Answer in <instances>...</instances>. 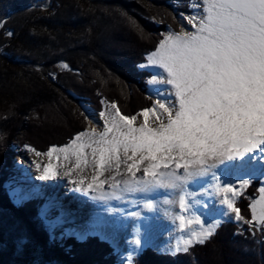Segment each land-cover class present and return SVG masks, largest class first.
<instances>
[{"label": "trees", "instance_id": "trees-1", "mask_svg": "<svg viewBox=\"0 0 264 264\" xmlns=\"http://www.w3.org/2000/svg\"><path fill=\"white\" fill-rule=\"evenodd\" d=\"M173 1L185 11L191 0H0V166L23 126L22 142L42 152L69 144L87 127L81 101L98 112L101 101L116 102L126 115L151 107L152 73L138 65L167 25L177 29ZM5 172L1 166L0 264H115L110 244L98 235L51 237L41 202L15 203ZM260 187L252 179L235 201L245 220ZM262 228L225 220L188 253L146 247L131 264H264Z\"/></svg>", "mask_w": 264, "mask_h": 264}, {"label": "snow or ice", "instance_id": "snow-or-ice-1", "mask_svg": "<svg viewBox=\"0 0 264 264\" xmlns=\"http://www.w3.org/2000/svg\"><path fill=\"white\" fill-rule=\"evenodd\" d=\"M191 7L196 14L181 13V17L194 30L181 24L182 30L176 32L169 25L155 50L146 56L147 63L140 65L162 70L148 83L171 85V89L157 90L153 106L134 115L122 114L117 103L111 102L107 105L111 112L99 113L103 118L102 132L95 128L83 130L69 145L59 149L54 146L46 153L52 157L59 151L65 161L74 156V167L79 169L87 165L85 149L91 148L96 174L87 188L82 187L81 179L76 190L87 192L94 185L102 187L105 181L99 177L113 167L119 175L123 163L129 174L122 181L125 191L151 194L159 189H179V209L186 212L189 201L182 193L193 177H206L211 172L213 178L219 179L212 171L218 165L242 168L264 162V0H192ZM7 35L13 33L9 31ZM87 112L84 109L81 114L90 120ZM138 116L143 117L142 123H136ZM150 116L155 117V126L149 123ZM141 170L143 175L137 177ZM55 175L49 164L43 167L41 179L49 180ZM112 180L113 189L118 188L119 182L115 177ZM250 182L238 181L241 188ZM216 187L221 190L219 183ZM222 191L238 194L230 183H224ZM259 192V200L250 205V220H245L241 209L227 195L223 203L235 214L236 221L264 226V187ZM112 196L120 198L115 191ZM145 206L151 209L153 202ZM176 218L181 229L195 223L201 225V231L193 232L182 246L172 248V255L188 253L192 245L204 244L220 223L216 220L205 227L199 216ZM135 236L130 243L142 247L138 229ZM128 259H132L131 255Z\"/></svg>", "mask_w": 264, "mask_h": 264}, {"label": "rangeland", "instance_id": "rangeland-1", "mask_svg": "<svg viewBox=\"0 0 264 264\" xmlns=\"http://www.w3.org/2000/svg\"><path fill=\"white\" fill-rule=\"evenodd\" d=\"M169 2H172V1H169ZM191 3H192V0L190 1L189 6L185 11H180V9H177L180 3L178 1H173V3L171 4V8H172L171 10H173V12L175 13L177 29H174L171 26L172 30L176 32L181 31L182 30L181 24H183L188 30H194L192 29L191 25H188L187 21L183 20L181 17V13H183L185 16L196 14L197 10L191 7ZM156 23L158 26H161V19L156 20ZM168 31H169V25H167L166 28L161 31L162 38H163V35L166 34ZM146 63L147 61L142 62L138 66L140 69H147L148 71H150L152 73V76L156 72L162 71L154 67H147V68L140 67V65L146 64ZM151 77H149V79L147 80V83L151 79ZM171 87H172L171 85H166V84L152 85L148 83V88L150 89V93H151V97L153 101L152 104H154L155 100L157 99V96H156L157 90L163 92L166 89H171ZM103 101L107 103L103 104L101 111L111 112L112 110L108 108L107 105L110 104L112 101L111 102L106 101V100H103ZM80 103L84 107V109L88 110L87 114L90 117V120H87L86 129L95 128L97 132H102L103 131V118L100 117L99 115L100 112H98L88 102L81 101ZM94 112L98 114L99 121L98 119L96 121V119L93 117ZM165 117H166V114H165ZM142 122H143V117L138 116L136 123L139 124ZM149 123L152 126H155V124L157 123V121L155 120V117L150 116ZM25 127L26 126H23L22 130L18 131L17 135L10 141L8 148L3 153L4 157L2 159L1 166L5 168V171H6L5 174L8 176L7 180L4 182V187L6 191L10 194L14 202L17 204L29 198H34L41 202V204L39 205V209H38L39 215L40 217L43 218L44 224L49 229V231L51 232V237H53L54 239L63 240L65 239V237H72L74 239L84 240L88 236L98 235L103 241H106L107 243L110 244V247L112 248V252L115 255V262H114L115 264H131L133 262L134 257L140 255L146 247H151L155 249L156 251H158V253L159 252L160 253H170V250L174 248L176 245L179 244L182 246L183 241L185 239H188L193 232L201 231V225H198L195 223H192L190 225L186 224V227H184L183 228L184 230H182L180 228V222L176 218L173 219L172 222L169 224L163 212L158 213L157 207H155L154 210H152V215L150 217V223L146 224L144 222L142 226L143 233H145V237H146L145 243L142 249L136 252L133 256H131L132 259L129 260L128 257L131 255V253L130 252L126 253V250L118 244V242L115 240V237H110L106 235V233L104 232H101V231L88 232V230H85L84 232L79 233L75 229L62 230L63 228L61 227L60 224H64L66 221L62 217L63 216L62 210L55 211L56 215L54 216V218L58 220V225L55 226L53 225V223L51 224L52 219L49 218V214H51V212L54 211V208L50 204V202L53 201L55 198H58L59 199L58 201L60 202L61 200H63L66 194L65 189L67 188L62 187L61 185L62 182L67 181V177H63V174L67 172L69 169H72V171H75V170L83 171L86 176L84 177L85 184L82 185V187L84 188L88 187L87 180L92 181V176L96 174V168H95V165L93 164V158L91 155V148L85 149L86 158L88 160L87 165H82L81 168L77 169L74 167L75 165L74 156H70L68 161L64 160V154L59 153V151H57L56 153H53L52 157L47 156L46 153H48V151L54 146H52L48 151L42 152L40 150L35 149L33 146L29 144H24L22 142V140H24L22 135H23V132H24L23 130ZM69 144H65V145H69ZM65 145H62V146H65ZM62 146H55V147L59 149ZM18 151H20L23 155H21ZM37 152L41 153V155L38 156L36 154ZM34 157H37L38 161L43 166L51 164V166H53L54 169H56V173H57L56 177L50 182V184H48L43 179H41L43 172L35 173L36 175L35 181H36L37 187H34L35 185L34 183H31L21 177L22 174H25L24 171H22L23 169L22 164L23 163L24 164L29 163L30 165L31 163L32 165L35 164ZM130 162L131 161H129V163ZM218 166L221 167L223 165H218ZM121 170H125V165L123 163L120 166V171ZM114 172H116V170L113 167L112 169L105 171L104 174L100 176L106 179L105 184L108 183L107 189H109L110 191H111V188H113L112 187L113 177H109L108 175H111ZM180 172L182 173L183 170L181 169ZM140 176H142L141 173H140ZM216 176L219 177V179H213L212 181H209V182H205L204 181L205 178L200 179L201 177H195L193 180L191 179L189 181L188 185H192V187L194 188V192L192 193V196L188 199L189 201L188 211L182 212V214L180 213L179 215H184L187 219H191L194 216H199L200 219L204 222L205 227L207 226L208 223H212L216 220H219L220 223L225 220H233L242 226L243 221L235 220L234 218L235 214L231 213L227 209V206L223 203V199L225 195H227L228 198L234 200V203L235 201L238 200L240 193L246 188V187L244 188L240 187V184L238 183V181L241 179H250V180L260 179L261 187H264V162H254L242 168L230 166L229 168H224L223 171L220 173H217ZM58 177H61V178L58 179L59 181H56L57 180L56 178ZM115 180L117 182L118 181L121 182V180L118 178ZM218 183L221 185V190L219 191L217 190V187H216ZM224 183L232 184L233 187L237 189L238 194L235 196H233L231 193L225 194L222 191V187ZM77 184L74 185L75 187L74 191H76V193L78 192V190H76ZM21 188H22V192L19 190ZM93 188H97V187L94 185ZM98 189L100 191L101 190L104 191V188L100 187ZM173 191L176 192V197H177L178 195L177 193L180 191L179 189H164V192H167L169 194L168 196H170L169 197L170 203L172 202L171 197L173 195L172 194ZM130 193H133V192H130ZM117 195H119L120 199H122L123 198L122 196L125 194L121 195L120 191H118ZM127 196L131 197V195H127ZM260 196H261V193L254 199V202L256 200H259ZM100 198L101 197H98L97 199H100ZM99 202H100L99 204H102V205L103 203H105V201H103V198L100 199ZM205 204H207V207H204ZM63 205L65 207L63 209L64 210L67 209V211L68 209L72 207L76 209V206L69 204V202L64 203ZM134 211H136L135 213L138 214L135 217L140 218V216L144 212V208L142 206H139L138 208H135ZM225 213H227V215H225ZM127 215H129V211ZM104 217H105L104 219H107L108 221H110L109 217L107 216H104ZM163 218L165 219L164 221H163ZM130 224L131 223L128 220L125 221L123 223V226H124L123 230L127 229ZM154 225L156 227L161 228L158 231V233L156 232V234L153 232ZM162 230L164 232H162ZM165 231H166V234H173V236L176 238L172 241L171 246H169L167 238H165L164 236L162 237V234L165 233ZM182 231L183 232L185 231V233H183ZM80 237H84V238L81 239Z\"/></svg>", "mask_w": 264, "mask_h": 264}, {"label": "bare ground", "instance_id": "bare-ground-1", "mask_svg": "<svg viewBox=\"0 0 264 264\" xmlns=\"http://www.w3.org/2000/svg\"><path fill=\"white\" fill-rule=\"evenodd\" d=\"M93 117L98 119L99 121V116L96 112L93 113ZM21 155H23L20 151H18ZM26 156V155H25ZM35 158V164L31 165L29 163L22 164V171H24L25 174H22V178L26 179L27 181L34 183V187L36 186V175L35 173L43 172V165L40 164L38 161L37 157ZM40 165L38 168L37 165ZM223 166H218L216 169H213L212 171H215L216 174L220 173L224 169ZM53 171L56 173V169L52 166ZM222 169V170H221ZM68 172V171H67ZM140 173L143 175L142 171L137 173V177H140ZM57 174V173H56ZM42 175V174H41ZM109 177H115V179H120L121 182H119V187L116 189L111 188V191L107 189V184H103L101 188H104V191H100L98 188H93L90 191L87 192H82L79 191L76 193L74 191V185L79 183L81 179L84 180L85 173L83 171H71L70 174H66V172L63 174V177H67L66 182H62L61 185L65 189V196L63 200L60 202L68 203L71 205L76 206V209L73 207L66 210L63 208L64 205L60 203L58 198H55L53 201L50 202V204L53 206L54 211L49 214V218H51V224L57 226L58 225V220L54 218L56 215L55 211L57 210H62L63 212V218L66 220L64 224H60L61 227L63 228L62 230H68V229H75L77 232H84L85 230H88V232L91 231H101L106 233V235L110 237H115V240L118 242V244L124 248L127 252L131 253V256H133L136 252L140 251L145 243V233H143L142 226L143 223L145 222L146 224L150 223V217L152 215V210H154L155 207H157L158 213L163 212L164 216H166L167 222L170 224L173 219H175L180 213L179 209V195L176 197V192H172V202L170 203L169 201V194L167 192H164V189H159L154 191L151 194L148 193H143V192H133L130 193L129 191L124 190V184L122 181L128 179L129 174L126 172V170H121L120 174L117 175L116 172L112 173L111 175H108ZM56 177V175L49 180H44L48 184ZM90 177V176H89ZM61 177L56 178V181H59ZM195 177L192 178V180ZM205 178V182L212 181L213 178L211 172L206 176V177H201L200 179ZM99 180L106 181L103 177H99ZM75 181L76 183H73ZM88 184L91 183V180H87ZM204 182V183H205ZM99 183V181H97ZM85 182L83 183V185ZM33 189V188H32ZM22 192V188L19 189ZM118 193L120 191V194H125L123 195L122 199H116L112 196L113 192ZM191 192V193H190ZM194 192V188L192 185H187L184 189V193L182 194H187L186 198L187 200L192 196V193ZM101 193L105 194V197L103 198V201L105 203L99 204V200L102 199H97L98 197H101ZM127 193V194H126ZM190 193V194H189ZM78 194V195H77ZM127 195H131V197H128ZM119 196V195H118ZM67 199V200H65ZM97 199V201H96ZM148 201L153 202V207L151 209L147 208L145 205ZM139 206H142L144 208L143 214L140 216V218L131 216L130 213H135L136 211L135 208H138ZM67 208V207H66ZM129 211V215L128 214ZM107 216L110 218V221L107 219H104ZM177 219V218H176ZM129 221L131 224L129 227L125 230L123 223L125 221ZM165 219L163 218V221ZM178 220V219H177ZM180 222V221H179ZM165 226V225H164ZM186 227V226H185ZM139 230V238L142 240V247L141 246H136L130 241H133L135 238V232L136 230ZM161 228L156 227L154 225V233H158V231ZM184 230V229H182ZM187 231V230H186ZM162 232H164L162 230ZM183 232V231H182ZM174 233V232H173ZM185 233V231L183 232ZM167 238V241L169 243V246H171L172 241L176 239L173 234H162V237ZM178 238V237H177ZM134 247L136 250L134 251Z\"/></svg>", "mask_w": 264, "mask_h": 264}]
</instances>
